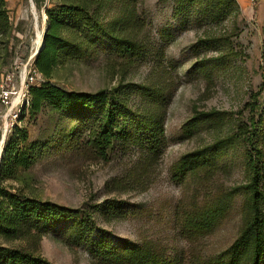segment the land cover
Listing matches in <instances>:
<instances>
[{"label":"rangeland","instance_id":"obj_1","mask_svg":"<svg viewBox=\"0 0 264 264\" xmlns=\"http://www.w3.org/2000/svg\"><path fill=\"white\" fill-rule=\"evenodd\" d=\"M236 1L239 12L220 23L193 13L192 21L182 24L174 16V0H138V23L130 30L143 41L147 55L138 60L121 56L99 36L85 57L58 63L50 81L67 92L93 94L129 86L138 102L143 100L139 88L154 85L165 97L160 110L165 137L153 158L135 144L103 158L92 142L87 116L50 106L36 115L28 112L29 86L46 80L30 77L44 44L47 10L59 8L62 0H5L10 29L0 35V171L10 139L22 147L33 145L34 161L12 177L0 175V192L79 210L91 223L85 241L73 237L80 214H64L43 234L0 236V246L23 249L49 264H132L128 257L117 263L96 259L90 244L104 236L118 251L141 245L154 257L188 264L234 241L248 182L240 127H249L253 116L264 118V0ZM101 14L104 22L126 20L113 0ZM232 50L237 55L229 54ZM199 61H208L204 73L195 69ZM211 112H220L224 121L206 116ZM196 116L208 121L190 131L188 122ZM218 139L230 140L232 147L216 173L197 177L174 172L182 156ZM212 198L232 200L230 210L214 231L193 235L188 214ZM107 202L113 205L103 214Z\"/></svg>","mask_w":264,"mask_h":264},{"label":"trees","instance_id":"obj_2","mask_svg":"<svg viewBox=\"0 0 264 264\" xmlns=\"http://www.w3.org/2000/svg\"><path fill=\"white\" fill-rule=\"evenodd\" d=\"M111 0H62L59 8L47 10L48 26L44 34V44L39 50L34 66L46 79L40 85H30L28 90L31 115L39 113L44 106L57 112L81 113L89 118L91 136L97 152L107 158L125 144H135L145 156H155L165 137L164 115L160 111L164 95L154 85H143L139 91L142 101L135 102L129 86H117L111 90L96 93L67 92L51 83L58 63L69 58H83L91 43L100 36L111 49L138 60L147 53L143 41L131 33L137 25L135 6L138 0H113L120 3L122 17L104 22L102 10ZM236 0H174V16L182 24L191 18L201 16L209 22L220 23L238 13ZM198 18V17H195ZM121 22V26L118 23ZM9 18L5 0H0V35L9 33ZM231 55H237L233 50ZM224 55H228L225 53ZM228 58L230 57L227 56ZM208 61H199L195 69L204 73ZM258 108V107H257ZM251 111L256 112L255 104ZM217 122H223L220 112H211ZM208 120L199 116L189 120L188 128L196 129ZM264 118L253 116L249 127L241 129L246 149L243 151L248 182L243 187L245 194L242 205V224L234 241L224 250L211 255H201L188 264H264ZM24 131L23 133H25ZM26 135V134H24ZM25 139V136H23ZM23 140V139H22ZM69 143L74 140L69 139ZM230 141V140H229ZM229 141L215 140L214 143L189 152L174 165V172L180 176L214 174L224 163L229 149ZM231 146V147H230ZM32 146L22 147L19 140L10 139L6 145V156L0 175L12 177L19 168H29L33 163ZM232 200L212 198L201 205H195L188 214V226L193 235H206L214 231L231 208ZM113 202H107L102 213L107 214ZM64 214L78 215L79 210H71L36 198L21 197L6 191L0 192V236L5 239H18L27 233H45ZM80 219L74 224L73 237L85 241L86 227L91 219ZM91 254L99 261L118 262L128 257L132 264H176L173 259L159 258L150 254L141 245H128L118 251L104 236L90 244ZM0 264H49L48 260L23 249L0 246Z\"/></svg>","mask_w":264,"mask_h":264},{"label":"built area","instance_id":"obj_3","mask_svg":"<svg viewBox=\"0 0 264 264\" xmlns=\"http://www.w3.org/2000/svg\"><path fill=\"white\" fill-rule=\"evenodd\" d=\"M40 76H41V74H40V73L38 72V70L34 67L30 79H31L32 81H34L35 78L40 77Z\"/></svg>","mask_w":264,"mask_h":264}]
</instances>
